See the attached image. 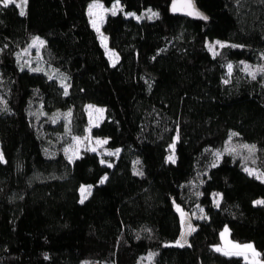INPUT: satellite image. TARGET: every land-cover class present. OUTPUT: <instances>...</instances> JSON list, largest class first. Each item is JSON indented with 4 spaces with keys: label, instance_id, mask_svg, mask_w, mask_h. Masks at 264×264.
<instances>
[{
    "label": "trees",
    "instance_id": "16d2710c",
    "mask_svg": "<svg viewBox=\"0 0 264 264\" xmlns=\"http://www.w3.org/2000/svg\"><path fill=\"white\" fill-rule=\"evenodd\" d=\"M90 1L27 0L21 16L0 0V117L13 116L12 128L0 126V264H139L150 253L151 264H252L215 251L227 228L264 262V204L255 203L264 200V182L244 170L264 173V73L253 79L239 65L264 62V0H196L195 18L174 12V0H119L122 9L103 26L116 64L90 22ZM34 36L44 39L47 64L83 77L84 94L106 96L91 134L119 156H61L86 131L88 112L72 106L71 88L68 128L49 130L53 118L43 110L53 93L38 84L26 96L21 81L18 53ZM218 39L226 44L213 54L208 40ZM230 139L257 150L226 152ZM38 149L58 166L39 169ZM82 184L92 186L83 203ZM199 209L190 246H177L179 227L162 226V216Z\"/></svg>",
    "mask_w": 264,
    "mask_h": 264
},
{
    "label": "rangeland",
    "instance_id": "374dc122",
    "mask_svg": "<svg viewBox=\"0 0 264 264\" xmlns=\"http://www.w3.org/2000/svg\"><path fill=\"white\" fill-rule=\"evenodd\" d=\"M19 2L20 0H17V3ZM94 3L102 5L103 8H97L93 10L94 15L90 16V22L92 24V20L93 19L96 20L97 27H94V29L96 31H97V28L99 29L97 33L100 35L101 43L105 47L106 55L110 57V61L112 64H116V62L120 59V56L115 49H113L110 45H108V36L104 32L103 26L105 24L104 22L106 20L107 15L109 13H112V10H116V13H118L119 10L122 9V3L121 1H119L118 6L116 2H114L111 6H107V5L105 6V4L100 0H91L89 6ZM89 6H88V13H89ZM25 7H24V10H25ZM104 9H107L108 11H104ZM152 13L153 12H151V14ZM129 14H134V13L133 12L127 13V15ZM100 17H103V19H100ZM34 37H37V36H34ZM102 37L106 39H102ZM41 40L44 41V39H41ZM208 41H209L208 42L209 50H210V47H209L210 45L214 46V49L210 50V52H212L213 54H217L219 52V49L221 48L220 45L226 44V41L219 40V39L218 40H208ZM31 45H32V42L28 48L24 50H20V52L18 53V60H19L20 66L23 71L21 81L24 83L25 90H26V96L28 95L29 89L38 84L47 85L50 91L53 93L54 95L53 103L54 104L52 106L45 107V109L43 110V113L49 114L53 118L54 125L49 127V130L52 132L63 131V130H66L69 125L68 122H69L70 117L67 116V114L70 112V108L66 106V103L64 102L66 95H64V88L62 85L68 86L67 87L68 94L71 92L70 91L71 88H74L75 91H78L77 95L72 100L73 102L72 106L78 107L80 105H83L86 109V112H88L89 123H90L89 126L87 127L86 131L82 135L74 137V138H77V137L80 138L82 143H77V141L73 139L71 143H69L62 149V151L60 152L61 156L66 157L67 159L69 156H72L71 161H73L80 156L83 150L85 149L91 150L92 148H95L96 151L99 153V155L103 157V161L107 163H108L107 161L108 158L113 156V155H108V153H115L114 156L116 157L119 156L118 154L120 150H115V149L111 150L107 148L106 143H101V144L96 143L97 141H101V142L107 141L106 137H96L93 134H91V128L93 126H97L101 124L100 122L103 120L105 116V112H106L105 107L107 104L106 96L101 91L90 93V94H84L83 92H81L80 88L85 81L83 77H80L77 75L70 76L69 74H66L67 75L66 76L58 69L52 68L43 59L42 53H41L42 48L40 46L31 47ZM110 53L114 55L110 56ZM230 64L232 65V69H233V63L230 62ZM239 65H240L241 71L243 70L249 75V73L244 70L245 65H249L251 66L253 70H255L257 68L264 67V62H258V61L247 62V61L241 60L239 62ZM35 68L43 69V71H32L31 70ZM227 73H228L227 79H230L231 73H229V70L227 71ZM260 73L263 74L264 72H257L256 75ZM49 77H52V78L50 79ZM98 109H102L103 111H97ZM1 125H5V126L12 128L13 127V116L8 117V118L1 116L0 126ZM230 148H235L236 149L235 152H239V153H241L242 151H245V149H243L240 144L238 145L237 143L232 142V140H231V144H229V141H228L223 149L226 152H232L228 150ZM66 149H68L69 151L66 152L65 151ZM174 149L175 147L173 148L171 146L172 151L168 155V158L169 156H172L174 157V160H175L176 154L175 152H173ZM48 153L54 156L57 154L56 152L54 153L50 151H48ZM217 153H219V158L217 157V159L219 160L222 153L221 151H217L216 156H217ZM0 154H2L3 156V150L1 149V146H0ZM35 159H36L37 167L41 170L53 169L58 166V162H54L50 160L46 161L44 158H42L39 149L36 151ZM246 168L254 169L257 173H262L258 168H255L252 165H247ZM82 187L86 189H90V193H91L92 191L91 185L82 184L81 188ZM85 195L86 197H88L90 194L86 192ZM216 200H219V198L217 197ZM203 215H204L203 209H199L193 213L192 217L195 219H202ZM161 219H162L161 220L162 226L167 227L172 230L178 229L179 219L177 215L166 213L165 215L162 216ZM222 234H221L222 242L220 245H218V247L222 248L225 251H230V252L239 251V249L232 248V245L243 246V245L251 244L254 247V245L251 242L249 243L235 242L232 238H230V231L228 228H227V231H225L224 229ZM254 249L256 252H258V250L255 247ZM242 256L245 260L252 262V254L250 251L246 252ZM245 256H247L248 258L246 259ZM153 257H154V254L152 253L145 255L140 259L139 264H151ZM256 260H258L259 263L263 262L259 259V257H257Z\"/></svg>",
    "mask_w": 264,
    "mask_h": 264
},
{
    "label": "snow or ice",
    "instance_id": "6c2138e0",
    "mask_svg": "<svg viewBox=\"0 0 264 264\" xmlns=\"http://www.w3.org/2000/svg\"><path fill=\"white\" fill-rule=\"evenodd\" d=\"M2 3H3V6H4V7H8L9 5H15L17 8H20V9H21V11H20L19 14H20L21 16H24V15H25L24 7H25L26 4H27V0H20L19 3H17V0H2ZM116 4H117V6L119 5V0H116ZM186 7H188V8H193V5H192L191 3H189L188 5H186ZM97 8H103V6H102V5H99V4H96V3L91 4V5L89 6V15H90V16H93V15H94V11H93V10H94V9H97ZM104 11H108V10H107V9H104ZM149 11H151V10H149ZM187 14H188V15H194V16H200V15H201L199 12H197V11H195V10L189 11ZM112 15H116V10H112ZM130 15H134V14H130ZM157 15H158L157 13H154V12H153L149 18H152L153 16H157ZM136 18L139 20L141 17H136ZM201 18H205V17H201ZM100 19H103V17H100ZM92 24H93V27H97V24H96V20H95V19L92 20ZM97 31H99L98 28H97ZM102 39H106V38H103V37H102ZM44 43H45V42H44L43 40H41L39 37H34V38H33V41H32V45H31V47H37V46L43 47V46H44ZM217 43H219V42H217ZM220 46H221V47H224V45H220ZM209 47H210V50L214 49V46H212V45H210ZM111 55H114V54L110 53V56H111ZM31 70H32V71H43V69H40V68H35V69H31ZM228 70H229V73H231V70H232V65H231V64L228 65ZM244 70L247 71V72L249 73V75L252 76L253 79H255V78H256V74H257V72H264V67H260V68H257V69H255V70H253V69L251 68V66H249V65H245ZM49 78L51 79L52 77H49ZM226 82H227V81H226ZM62 86H63V88H64V95H68V91H67V87H68V86H67V85H62ZM90 107H91V106H90ZM97 111H103V110H102V109H98ZM67 116L70 117V116H71V113L69 112V113L67 114ZM237 135H238V133H232V136H237ZM74 139L77 141V143H82V141L80 140V138L77 137V138H74ZM177 139H178V137H177ZM96 143H97V144L107 143V141H103V142H101V141H97ZM229 144H231V139L229 140ZM172 147L174 148L175 145H172ZM241 147H242L243 149L247 150L250 154H254V153L256 152V150H257L255 145L242 144ZM91 150H92V151H96L95 148H92ZM228 150H229V151H232V152H235V151H236L235 148H230V149H228ZM65 151L68 152L69 150L66 149ZM114 154H115V153H108V155H114ZM217 157L219 158V153H217ZM2 159H3V156H2V154H0V160H2ZM68 159H69V161L71 162V160H72V156H69ZM168 159H169L170 161L174 162V157L169 156ZM101 163H103V161H101ZM109 166H111V165H109ZM213 166H215V165H213ZM244 170H245L246 172H248L249 175H253V176L256 177V179H259V180H261L262 182H264V173H257L254 169H249V168H245ZM137 174H142V173H137ZM106 179H107V177L105 176V177L100 181V183H104ZM80 191H81V196H82L80 202L83 203V202H84V199L87 198L86 195H85V193L87 192V193L90 194V189H86V188H83V187H82ZM255 203H256V204H264V200H258V201H256ZM218 204H219V201H217V205H218ZM177 210L180 211L179 208H177ZM182 216H183V214H182ZM182 222H183V221H182ZM188 227H189V232H190V231H194V229H192L190 225H189ZM225 231H227V229H225ZM186 235H187V233L182 234V236H181V241L184 240V238H185ZM222 235H223V234H222ZM181 241H177V242H176V245H177V246H180V247H183L184 244H183ZM232 248H234V249H239V251H232V252H230V251H225V250H223V249L220 248V247H217V248L215 249V251H218V252L223 251V254H224V255H244L246 252L250 251L251 254H252V264H259V261L256 260V258L259 257L260 254H259L258 252L255 251L254 247H253L251 244L243 245V246H240V245H232ZM245 258L247 259L248 257L245 256Z\"/></svg>",
    "mask_w": 264,
    "mask_h": 264
},
{
    "label": "water",
    "instance_id": "95a60500",
    "mask_svg": "<svg viewBox=\"0 0 264 264\" xmlns=\"http://www.w3.org/2000/svg\"><path fill=\"white\" fill-rule=\"evenodd\" d=\"M189 3L193 5V8L186 7V5H188ZM171 9L180 15L183 16L185 15L192 18L198 16L188 15L187 13L189 11L195 10L201 14V9L198 7L196 0H174L171 4ZM178 219H179V230H180L178 234V241H181L182 234L187 233L184 240L181 242L184 244V246H190L191 238L194 237V235L198 231V225L195 221V218H193L189 212L183 211L178 215ZM189 225L191 226L192 229H194V231L189 232V227H188Z\"/></svg>",
    "mask_w": 264,
    "mask_h": 264
}]
</instances>
